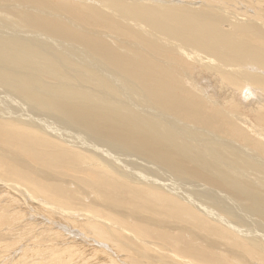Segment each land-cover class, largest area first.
Returning a JSON list of instances; mask_svg holds the SVG:
<instances>
[{"label":"bare ground","instance_id":"1","mask_svg":"<svg viewBox=\"0 0 264 264\" xmlns=\"http://www.w3.org/2000/svg\"><path fill=\"white\" fill-rule=\"evenodd\" d=\"M0 264H264V0H0Z\"/></svg>","mask_w":264,"mask_h":264},{"label":"rangeland","instance_id":"2","mask_svg":"<svg viewBox=\"0 0 264 264\" xmlns=\"http://www.w3.org/2000/svg\"><path fill=\"white\" fill-rule=\"evenodd\" d=\"M78 241L80 242V247L82 250H88V247L93 245L89 240H87L85 237H80L78 239ZM88 252H86L87 254Z\"/></svg>","mask_w":264,"mask_h":264}]
</instances>
